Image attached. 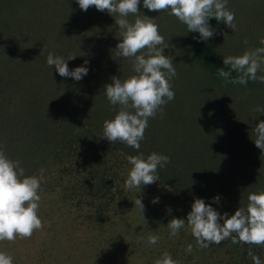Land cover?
<instances>
[{
	"label": "rangeland",
	"instance_id": "rangeland-1",
	"mask_svg": "<svg viewBox=\"0 0 264 264\" xmlns=\"http://www.w3.org/2000/svg\"><path fill=\"white\" fill-rule=\"evenodd\" d=\"M52 2L0 0V144L27 175L45 168L48 178L38 213L43 230L30 239L0 242V251L12 255L13 264H155L164 252L179 264H253L242 245L231 239L199 249L189 227L172 237L167 224L174 217L187 222L195 198L231 216L238 208L236 199L246 203V193L264 191V152L254 144L255 125L264 120V114L254 111L264 107V83L227 86L219 81L197 62L186 39L187 26L168 13L149 11L141 0L140 15L158 24L169 42L164 54L177 71L174 100L148 127L150 137L163 142L162 149L154 150L170 157L159 170L176 177V185L157 181L139 192L126 191L124 181L123 195L116 194L102 212L96 202L85 199L87 184L72 189L84 170L80 160L73 168L75 158L71 160L66 139L60 138L67 132L71 77L63 78L49 67L47 56L75 55L67 61L70 70L94 59L108 84L114 76L123 81L135 73L131 60L113 55L120 42L115 16L93 6L78 8L82 19L77 21L72 8L77 0H67L61 26L54 20ZM228 7L235 13L237 30L217 22L216 34L206 41L222 60L261 47L264 38V0H228ZM79 32L85 34L83 39ZM125 162L124 180L131 168ZM216 196L220 199L214 203ZM136 198L145 205L143 217L135 208ZM150 234L160 237L156 245L148 244ZM189 244L191 253L186 251Z\"/></svg>",
	"mask_w": 264,
	"mask_h": 264
},
{
	"label": "clouds",
	"instance_id": "clouds-1",
	"mask_svg": "<svg viewBox=\"0 0 264 264\" xmlns=\"http://www.w3.org/2000/svg\"><path fill=\"white\" fill-rule=\"evenodd\" d=\"M79 8L87 11L95 7L98 11H107L115 16L120 42L113 55L116 59L124 58L132 61L134 75L125 80L112 77V82L105 85V94L113 111L118 108L113 119L103 123V138L116 144H125L137 151L145 139L149 120L157 114L163 117V109L175 98L172 80L177 76L173 59L164 54L169 47L159 32L154 18L140 15L141 0H77ZM143 7L149 11L165 12L174 16L187 26L188 32H198L200 40L207 41L214 37L215 30L210 26V18L223 22L233 32L237 30L235 13L228 7V0H143ZM129 17L134 19L130 20ZM227 34H225V37ZM248 41L245 40L244 44ZM261 47L249 48L241 55L223 57L224 67L218 70V77L225 84L247 86L249 81L264 83V38ZM69 54L67 58L49 53L47 65L55 67L63 78L71 77L75 81L82 80L88 74V67L80 66L69 69L67 61L75 59ZM88 61H85V65ZM237 75L233 78L232 74ZM257 113L264 114V107L257 106ZM255 146L264 152V120L254 128ZM131 165L124 182L126 191L138 190L159 181L158 169L170 163V157L156 152L146 158L143 153L127 157ZM45 168L38 174L27 175L21 162L11 159L0 144V242H15L17 238L30 239L37 231L44 228L38 215L42 202V185L48 182ZM60 189H57L59 191ZM115 192L116 189L113 188ZM219 196L213 198L216 203ZM246 207H239L231 216L221 214L201 198H195L187 222L182 218H172L167 227L172 237L178 236L180 230L189 227L199 249H207L212 245H220L231 239L233 244H247L248 255L253 264H264V260L256 255L253 247L264 248V191L250 193ZM135 208L141 216L145 210L142 199L136 198ZM153 203L159 200L154 199ZM171 211V210H169ZM223 221V223H221ZM160 237L150 234L147 242L156 245ZM186 251L191 253L193 246L189 244ZM14 257L0 251V264H13ZM155 264H179L170 253L164 252Z\"/></svg>",
	"mask_w": 264,
	"mask_h": 264
},
{
	"label": "trees",
	"instance_id": "trees-1",
	"mask_svg": "<svg viewBox=\"0 0 264 264\" xmlns=\"http://www.w3.org/2000/svg\"><path fill=\"white\" fill-rule=\"evenodd\" d=\"M72 3L74 4L72 8L76 9L73 13L79 15L78 3ZM51 5H53L54 20L56 22L59 21L61 26H63L68 10L67 0H54ZM81 19L79 15L76 20L81 21ZM209 24L213 28L217 25V21L214 18H210ZM84 35L80 33L79 38L83 39ZM199 35L198 32H188L187 29L186 39L194 52L197 62L204 70L215 76L219 81L224 82L222 78L218 77L217 73L222 67L225 70H228V68L224 66L223 60L216 55L206 41L200 40ZM85 61H88L87 65H85ZM81 63L83 66L88 67L89 71L87 76L80 81L69 78V91L66 96L69 103L68 108L65 110L67 113V132L65 136L61 134L60 138L66 139V148L71 155V160L75 158L73 168L76 166V162L80 160V166L84 170V175L73 183V191L76 190L78 183L87 184L85 199H90L91 203L96 202L99 205V209L103 212L109 203L114 200L116 194L123 195L124 193L121 184L125 181L123 163L126 164L127 157L143 153L146 158L151 153L156 152L154 148L157 151L162 149L163 142L159 138L150 137L148 128L139 151L122 143L113 144L103 138V123L105 120L113 119L118 112V108L113 111V106L107 100L104 88L109 83V79L98 73L99 63L94 59H86ZM236 75V73H233V78ZM250 84L251 82L249 81L247 86H250ZM226 85L232 86L230 83ZM158 175V182L172 187L176 185L174 180L176 177L171 176L168 171L164 172L158 169ZM190 177L193 178V176ZM113 188L116 189L115 192ZM250 193H253V191L246 193V195L248 196ZM236 202L238 208L246 207L248 203H243L239 199H236ZM241 245L245 252H249L247 244ZM252 251L261 260H264V248L253 247Z\"/></svg>",
	"mask_w": 264,
	"mask_h": 264
}]
</instances>
